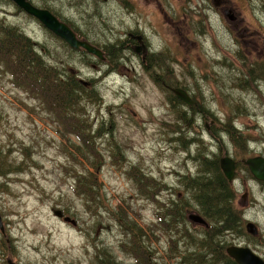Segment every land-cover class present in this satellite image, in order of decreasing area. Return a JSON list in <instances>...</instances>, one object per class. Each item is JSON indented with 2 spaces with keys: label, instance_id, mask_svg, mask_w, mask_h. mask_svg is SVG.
I'll return each mask as SVG.
<instances>
[{
  "label": "rangeland",
  "instance_id": "374dc122",
  "mask_svg": "<svg viewBox=\"0 0 264 264\" xmlns=\"http://www.w3.org/2000/svg\"><path fill=\"white\" fill-rule=\"evenodd\" d=\"M31 2L106 50L128 30L153 33L155 54L142 59L124 51L97 59L0 0V21L42 45L48 67L90 82L77 105L93 136L80 147L78 134L88 133L82 123L71 129L0 68V256L12 264H106L96 258L102 254L119 264H138L136 255L142 264L144 255L152 264H225V246L234 244L264 259V184L241 163L264 157V0H223L224 7L218 0ZM171 87L183 88L194 104L177 100ZM198 106L210 113H192ZM178 128L185 139L177 137ZM92 143L96 156L81 157ZM224 155L237 161L229 186L241 226L216 233L208 219L203 227L187 218L200 212L184 175H199L201 158L218 162ZM91 164L98 192L104 190L100 212L75 185ZM187 200L184 221L166 229L159 222L165 206ZM131 220L145 230L138 238L145 252L131 249ZM248 221L257 235L246 232ZM205 228L211 232L202 233Z\"/></svg>",
  "mask_w": 264,
  "mask_h": 264
},
{
  "label": "trees",
  "instance_id": "16d2710c",
  "mask_svg": "<svg viewBox=\"0 0 264 264\" xmlns=\"http://www.w3.org/2000/svg\"><path fill=\"white\" fill-rule=\"evenodd\" d=\"M42 49V45H38L31 41L30 38L16 32L15 27L5 25L0 21V68L3 71L10 72L14 81L17 79V85L27 89L26 92L37 97L36 99H41L43 103H47L49 107H52L51 109H55L58 119L66 123L71 129L79 131L82 123L84 129L88 130L85 138L82 134H78V138L81 140L80 147H82L89 142V139L93 138V136L89 134L91 127L89 122L85 118L82 120L81 116L78 114V100L86 93V88L83 85L84 83L80 84L76 82V80L72 79L71 75H68L66 78L59 76L57 70L48 67V65L44 63L39 51ZM19 78L22 79V82L18 80ZM97 99L99 100V96L95 98V100ZM186 112L190 113L191 110L190 112ZM207 112L210 113V110L205 106H200L198 109L192 111V113L199 114V116ZM183 131L184 130L181 128L175 130V132L179 134ZM97 133L100 134V129L97 130ZM227 133L232 141H234V134L229 129H227ZM177 137L185 139L181 134ZM251 139H248V142ZM218 144H222L221 138L218 140ZM94 148V143H92L87 153L81 152V157L89 159L96 156ZM200 161L205 163L202 166L201 162V168L197 172L199 175H184V177L189 180L186 187L187 190L193 191L192 195L196 202V207L204 218L212 223L211 229L213 228L216 233L232 231L235 230V228L240 229L241 218L233 208V197L229 182L219 167V160L216 162L212 159L203 160V158H201ZM93 169H96V165H87V167L76 176L75 185L82 189L81 193L85 195V201L90 204L94 202L95 207L100 212L102 211L100 207L105 206L103 204L104 190L102 193L98 192V190L101 191L102 187L97 184ZM148 183L150 182L146 184ZM96 195H99L97 199H95ZM90 196L94 199L87 200V197ZM154 201L157 202L156 200ZM188 203V200L186 203L182 202L180 207L173 202L166 205L161 212L162 217L159 222H163V226L169 229L173 221H184V214L186 210L190 208ZM131 221V249L136 252V254L138 253L137 250L145 252L146 246L138 239L141 234L145 233V230L135 221ZM211 229L205 228L202 233L209 234ZM179 232L183 233L184 236L188 233V231L186 232L185 230H179ZM176 234H178V232H176ZM174 237L173 234H170L168 242L172 243ZM224 256L227 260L225 264H237L225 251L223 258ZM136 257V262L142 264V258L139 255H136ZM0 258V264H7L5 255H1ZM96 258L98 261H103L106 264L116 263L113 258L109 262L104 254L98 255ZM144 258L146 260L145 264H152L151 259L147 255H144ZM182 258L184 259V257ZM197 258L203 260L202 256H198Z\"/></svg>",
  "mask_w": 264,
  "mask_h": 264
},
{
  "label": "water",
  "instance_id": "95a60500",
  "mask_svg": "<svg viewBox=\"0 0 264 264\" xmlns=\"http://www.w3.org/2000/svg\"><path fill=\"white\" fill-rule=\"evenodd\" d=\"M20 8H22L26 13L35 17L40 23L51 31L54 35L62 38L71 47L78 48L82 46L88 53L96 55L98 58H102L101 52L89 45L86 42L78 41L73 32L63 23L57 20V18L46 9H39L33 6L28 0H12ZM231 18H233L231 16ZM174 96L187 105H191L193 102L188 96L187 92L180 87L171 88ZM243 163L247 165L250 173L253 177L259 181L264 182V157L254 156L243 160ZM220 168L223 171L226 179L231 181L234 176L235 171V161L229 156H223L219 158ZM191 221L206 225L204 219L198 214L191 213L188 215ZM246 228L249 232L255 234V225L251 222L246 224ZM0 230L3 231V223L0 215ZM227 254L232 257V259L237 264H264V260L253 253L248 247H240L236 245H230L226 248ZM9 264H12L9 261Z\"/></svg>",
  "mask_w": 264,
  "mask_h": 264
},
{
  "label": "flooded vegetation",
  "instance_id": "af4514ba",
  "mask_svg": "<svg viewBox=\"0 0 264 264\" xmlns=\"http://www.w3.org/2000/svg\"><path fill=\"white\" fill-rule=\"evenodd\" d=\"M219 3L222 4V7H224L223 5V0H218ZM177 20H171V23L173 24V26L176 28V30L178 31V24H177ZM138 30V28H136ZM137 30H128L125 32V36L122 40H116L114 41L116 44L113 47V50H111V48H108L107 50L105 48H103V46H97L95 44H92L90 41L86 40V39H80L78 35L77 38L82 40V41H86L88 42L92 47L98 49L101 51L103 57H107L109 58V55L114 54V57L117 56L116 53H121L124 51H127L129 53H133L136 54L138 56H140L142 59H145V57L147 55L152 56L155 54V51L152 50L151 45H150V41L153 40V37L155 36L153 33L150 34L147 32V35L150 36L148 38V36L142 31H137ZM76 34V33H75ZM77 50H81L87 54L90 55V53H88L86 50L84 49H77ZM168 49H166L167 51Z\"/></svg>",
  "mask_w": 264,
  "mask_h": 264
},
{
  "label": "bare ground",
  "instance_id": "6f19581e",
  "mask_svg": "<svg viewBox=\"0 0 264 264\" xmlns=\"http://www.w3.org/2000/svg\"><path fill=\"white\" fill-rule=\"evenodd\" d=\"M182 1V0H181ZM168 2V1H167ZM172 6V5H171ZM187 6V5H186ZM188 11V10H187ZM27 17V16H26ZM61 42V41H60ZM78 52V51H77ZM78 54V53H77ZM127 59V58H126ZM115 69V68H114ZM112 70V69H111ZM109 71V70H108ZM115 74V73H114ZM255 76V75H254ZM250 78H251V76H250ZM81 82H83L84 84H86V83H88V84H90V82H88V81H84L83 79H79ZM182 87V86H181ZM194 104V103H193ZM192 104V105H193ZM205 126H206V124H205ZM249 142H251V140L249 141ZM250 154V153H249ZM248 154V155H249ZM254 155V154H253ZM224 156H228V155H224ZM223 157V156H222ZM189 158V157H188ZM221 158V157H220Z\"/></svg>",
  "mask_w": 264,
  "mask_h": 264
}]
</instances>
